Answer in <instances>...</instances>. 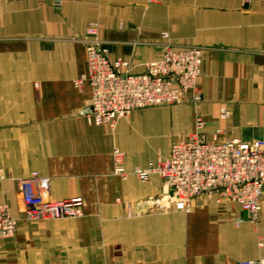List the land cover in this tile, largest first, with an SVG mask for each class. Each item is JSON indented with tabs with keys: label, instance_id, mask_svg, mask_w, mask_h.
I'll return each mask as SVG.
<instances>
[{
	"label": "crops",
	"instance_id": "crops-1",
	"mask_svg": "<svg viewBox=\"0 0 264 264\" xmlns=\"http://www.w3.org/2000/svg\"><path fill=\"white\" fill-rule=\"evenodd\" d=\"M90 24L111 61L132 73L176 49L202 50L201 101L145 108L114 130L88 117L82 40ZM222 110L227 118L221 119ZM199 117L206 141H264L262 0H0V204L17 221L0 264H264V219L201 196L190 209L149 207L167 192L132 171L165 160ZM114 149L125 179L113 174ZM49 180L47 199L82 201V216L27 222L17 180Z\"/></svg>",
	"mask_w": 264,
	"mask_h": 264
},
{
	"label": "built area",
	"instance_id": "built-area-1",
	"mask_svg": "<svg viewBox=\"0 0 264 264\" xmlns=\"http://www.w3.org/2000/svg\"><path fill=\"white\" fill-rule=\"evenodd\" d=\"M262 3L264 8V0ZM161 39L164 41L161 59L145 64L141 73H132L128 62L109 59L108 49L99 39L95 24L86 28L82 40L86 73L76 79L74 85L81 89L88 83V117L114 130L117 122L133 111L201 101L197 80L201 75L202 50L194 46L176 49L167 41L166 33L161 34ZM227 115L222 110L219 117L226 119ZM203 128V121L197 117L188 137L170 143L165 160L159 159L132 171L141 182L155 175L167 188V192L149 198L146 204L152 208L173 207L188 212L195 198L213 196L217 202L225 200L238 205L254 222L260 215L264 219V141H206L202 136ZM112 157L113 174L125 179L128 173L123 167V153L114 149ZM17 188L27 222L82 216L80 199L49 201V180L37 173L17 180ZM16 229L17 221L9 207L0 204V240L12 238ZM239 264L261 263L243 261Z\"/></svg>",
	"mask_w": 264,
	"mask_h": 264
},
{
	"label": "rangeland",
	"instance_id": "rangeland-1",
	"mask_svg": "<svg viewBox=\"0 0 264 264\" xmlns=\"http://www.w3.org/2000/svg\"><path fill=\"white\" fill-rule=\"evenodd\" d=\"M263 4V3H262ZM162 34V33H161ZM161 34H160V38H161ZM167 34V33H166ZM162 40V39H161ZM167 41H168V39H167ZM162 42H164L163 40H162ZM169 42V41H168ZM106 46V45H105ZM125 62H127V61H125ZM87 83V82H86ZM88 84V83H87ZM201 94V93H200Z\"/></svg>",
	"mask_w": 264,
	"mask_h": 264
}]
</instances>
